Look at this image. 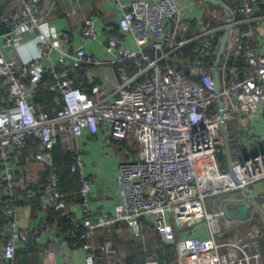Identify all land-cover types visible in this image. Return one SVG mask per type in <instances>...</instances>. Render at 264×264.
<instances>
[{"label": "built area", "instance_id": "obj_1", "mask_svg": "<svg viewBox=\"0 0 264 264\" xmlns=\"http://www.w3.org/2000/svg\"><path fill=\"white\" fill-rule=\"evenodd\" d=\"M59 1L45 0L42 13L40 0H21L19 10L2 16L8 29L0 33V180L5 182V197L0 198V220L5 222L0 227L5 234L0 264H15L17 241L28 246L37 234L52 229L47 216L34 227H21L16 221L12 176L2 166L24 149L28 158L47 166L45 208L83 226V231L71 227L65 234L73 245L79 244L78 238L84 240L80 244L87 252L86 264H99L101 256L93 241L97 229L127 221L132 233L139 236L150 228L144 227L143 220L149 219L151 228L162 230L165 213L173 214L180 226L203 218L208 221L205 238L186 233L187 252L181 257L182 264H264L260 249L249 248L247 243L217 241L215 219L223 211L207 210L205 198L216 192L204 191L196 166L198 159L220 151L227 154L230 169L222 174L218 192L244 191L264 179V148L257 145L261 136L256 130L240 124L241 140L224 136L229 121L241 122L257 115L264 105V48L256 44L260 0H240L237 11L241 18L233 19L228 12L220 25L200 18L201 13L214 11L197 0H106L120 12L115 25L119 32L108 33L103 44L107 59L86 49V44L101 42L95 15L83 19L80 43L69 51L61 45L70 39L67 30L53 37L44 30ZM240 23L245 24L243 29L237 26ZM24 25L39 30L42 40L37 43L38 55L18 62L7 58L3 47L13 46L15 32ZM218 29H224V34L227 31L220 56L224 34L217 40ZM191 44L195 54L190 58L186 49ZM56 51L59 55L53 61ZM239 54L245 59L244 68L230 63L232 56ZM50 59L52 62H44ZM68 59L72 66H110L120 79L105 94H101L97 80L79 86L73 77L60 72ZM36 69L51 76L48 87L61 100L53 115L28 98L26 81ZM101 126L116 139L132 136L138 145V155L117 166L120 200L114 215L90 209L92 182L84 175L81 154L73 143L84 128L95 133ZM57 141L74 152L71 170L79 176L82 216L72 211L60 190L51 156ZM244 192L247 196L248 191ZM102 249L106 256L101 264H113L111 241ZM145 264L161 263L150 258Z\"/></svg>", "mask_w": 264, "mask_h": 264}, {"label": "crops", "instance_id": "obj_2", "mask_svg": "<svg viewBox=\"0 0 264 264\" xmlns=\"http://www.w3.org/2000/svg\"><path fill=\"white\" fill-rule=\"evenodd\" d=\"M45 0H40L41 11L43 13ZM1 8L5 14L19 10L21 0H3L0 2ZM214 5V4H213ZM210 15L202 14L200 18L204 21H210L213 24L220 25L226 14V10L213 8ZM228 12V11H227ZM89 15L96 16V24L101 29L100 43L91 42L86 44L88 52H95L99 57L108 58V54L103 48L107 41V34L110 30L107 27L116 25L120 12L107 3L106 0H60L55 9L48 16L44 24V30L53 35L60 31L67 30L70 39L62 43L65 51L73 49L80 43V27L83 19ZM256 21L258 33L256 44L264 48V14L260 15ZM221 21V23H220ZM3 33V32H1ZM42 40L39 30L22 26L15 32V40L12 47L4 48L3 53L7 58L16 59L18 62H25L38 55L37 43ZM3 41L0 39V45ZM59 52L54 53L53 61L57 60ZM46 60L44 62H52ZM70 59H68V62ZM69 66H72L70 62ZM77 73L80 83H90L92 80L100 82L102 94L111 91L117 81H119L118 72L110 66H85ZM44 71L36 69L26 81L29 100L36 101L35 92L42 85ZM3 88L0 86V95ZM240 124H247L256 130L258 136H261L258 147L264 148V105L259 114L229 121L224 133L226 138L235 137L242 139L243 129ZM75 148L81 154L83 160V172L92 182V189L89 199V207L96 213L115 214V206L120 200L119 189L116 183L115 175L119 162L126 159H133L138 155V145L132 136L123 139L111 137L104 126H101L95 133L84 128L82 133L73 139ZM63 149L73 152L66 143H63ZM221 152V151H220ZM217 152L214 156L198 159L196 166L200 175L202 188L206 192H216L205 198L206 208L210 212L223 211V214L216 216L217 232L215 238L219 242H234L237 244L247 243L252 249H260L264 260V179L256 181L248 187V195L245 197L243 190L221 191L220 180L222 174L229 171L230 161L227 154ZM24 157L12 156L11 159L2 166V170L15 177L14 192L17 199L16 221L21 227H34L39 224L42 217L49 214L44 206L43 185L45 183L46 166L42 161L30 159L26 153ZM4 191L0 186V197ZM75 192L64 194L67 203L78 216H82L79 207V199L72 198ZM251 198V208L248 209L246 218H229L226 216L224 207L229 212L237 213L236 199L244 203ZM166 225L162 230L151 228L149 219L147 222L150 228L142 232V235L136 236L129 228L127 221H118L97 229L93 241L98 245L96 253L101 257L99 264L104 260L106 253L102 246L107 241H111L115 250L113 264H131L127 263L126 255L132 249V240L139 242L148 249L150 242L159 237L166 244H169L176 251L177 264L181 263V257L186 254L185 245L186 233L189 232L199 238H205L208 232V221L203 218L198 221L188 222L180 226L173 214L165 213ZM50 221V220H49ZM52 229L49 233L37 234L30 245L24 246L20 241L16 243L14 255L15 264H86V250L82 246L71 244L70 238L65 234V230L59 225L58 221H50ZM188 225V228H186ZM158 232L159 234H156ZM112 236L114 239L110 238ZM131 243V245H130ZM135 245V244H133ZM5 246V234L0 231V258L2 257ZM127 252V253H126ZM103 263V262H102Z\"/></svg>", "mask_w": 264, "mask_h": 264}, {"label": "trees", "instance_id": "obj_3", "mask_svg": "<svg viewBox=\"0 0 264 264\" xmlns=\"http://www.w3.org/2000/svg\"><path fill=\"white\" fill-rule=\"evenodd\" d=\"M3 0H0V2ZM240 0H220L218 4H214L216 8L222 10L228 11L233 19H239L241 18L240 13L237 11V8L239 6ZM256 14L261 15L264 14V0L259 1V7L256 11ZM5 15V12H3V9L1 8L0 4V33L6 31L8 28L2 21V16ZM221 23V21H220ZM216 25V24H214ZM240 29H243L245 27L244 23H240L237 25ZM224 29H218L216 31V36L217 40H219L222 35L224 34ZM110 32L117 33L119 32V28L117 26H113V29ZM232 32V29L229 30V33ZM194 44H191L186 50H187V57H192L195 52L193 50ZM230 63H235L238 64L241 68L245 67V59L242 55H236L232 56L231 62ZM85 66H90V64L82 63L77 66H69L65 65L60 67V72L64 75L71 76L75 79V83L79 86H84L86 83H80V80L77 78V73L81 72L80 70ZM130 70L132 71V66L130 67ZM44 71V70H43ZM242 72V70H241ZM52 80L51 76L44 71V77H43V82L42 85L37 89L35 92L36 94V102L40 103L46 113L49 115H53L55 111L61 107L62 103L59 98V96L53 92L52 90L49 89L48 84ZM102 94V92H101ZM31 139V137H30ZM23 153L27 154V150L24 149L23 151L18 152L17 154H14L17 157H24ZM51 156H52V161L55 166V171L59 176V186L60 190L62 191L63 194H66L67 192H75L76 194L72 196L75 197L73 199H76V197L80 200V196L77 192L79 188V176L77 172H74L71 170V166L74 162V152L67 151L63 149V143L60 141H57L53 148L51 149ZM37 160V159H35ZM38 161V160H37ZM40 161V160H39ZM44 163V162H43ZM45 164V163H44ZM46 166V164H45ZM48 174V169L46 166V175H45V183H46V176ZM13 182V196L15 197L16 204H17V197L15 195V182L17 180V176L11 178ZM5 182L0 180V186L1 189H3V184ZM44 183V185H45ZM43 185V188H44ZM42 188V190H43ZM5 197V194L1 196L0 198ZM67 198V196H64ZM49 214L47 215V218L52 222V221H58L59 225L62 226L64 230H67L71 227H76V229L80 232L83 231L84 228L79 225H75V223H72L70 220H68L65 215H63L61 212H56L54 210L48 209ZM5 224L4 220H0V227ZM144 224L146 227L148 224L146 221H144ZM156 234H159L158 232H155ZM110 238L113 241V237L110 236ZM71 240V239H70ZM79 244L78 246H81V242H83V239H79ZM72 244V240H71ZM135 244V245H133ZM30 245V244H29ZM77 246V245H76ZM132 249L130 252H126V260L127 263L131 264H145L146 261L150 258H154L158 260L161 264H177V255L176 251L169 245L166 244L164 241H162L159 237L157 239L153 240V242H150V246L148 249H145L143 245H141L139 242H135L132 240ZM116 249V252H118L117 247H113Z\"/></svg>", "mask_w": 264, "mask_h": 264}, {"label": "water", "instance_id": "obj_4", "mask_svg": "<svg viewBox=\"0 0 264 264\" xmlns=\"http://www.w3.org/2000/svg\"><path fill=\"white\" fill-rule=\"evenodd\" d=\"M205 2H208L210 4H218L220 2V0H203ZM228 12L226 11V14ZM226 39H227V31L225 32L224 36H223V39L220 43V47H219V52H218V56L221 55V53L223 52L224 50V46H225V42H226ZM219 58V57H218ZM244 191H248L247 189H245ZM249 198H250V195H249ZM236 203H237V213H234V212H229L225 207V212H226V216L229 217V218H246L248 216L247 212H248V209L251 208V198L249 200H247L246 202L244 203H240V199H236Z\"/></svg>", "mask_w": 264, "mask_h": 264}, {"label": "rangeland", "instance_id": "obj_5", "mask_svg": "<svg viewBox=\"0 0 264 264\" xmlns=\"http://www.w3.org/2000/svg\"><path fill=\"white\" fill-rule=\"evenodd\" d=\"M197 1H199L200 2V4L202 5V6H209L210 8H216V6L215 5H213V4H208V3H206L205 1H202V0H197ZM205 14H207V15H210L209 13H205ZM220 132H222V129H220ZM221 154H225V152L224 151H222V152H220ZM246 197V196H245ZM186 228H188V225H186ZM130 245H131V243H130Z\"/></svg>", "mask_w": 264, "mask_h": 264}]
</instances>
